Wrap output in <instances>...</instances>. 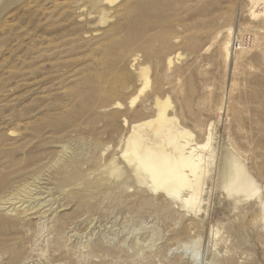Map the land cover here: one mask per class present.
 Wrapping results in <instances>:
<instances>
[{
    "label": "rangeland",
    "instance_id": "1",
    "mask_svg": "<svg viewBox=\"0 0 264 264\" xmlns=\"http://www.w3.org/2000/svg\"><path fill=\"white\" fill-rule=\"evenodd\" d=\"M156 100L198 143L211 126L209 169L226 149L249 197L216 190L193 214L113 187L122 120ZM0 264H264V5L0 0Z\"/></svg>",
    "mask_w": 264,
    "mask_h": 264
},
{
    "label": "bare ground",
    "instance_id": "2",
    "mask_svg": "<svg viewBox=\"0 0 264 264\" xmlns=\"http://www.w3.org/2000/svg\"><path fill=\"white\" fill-rule=\"evenodd\" d=\"M249 1L264 5V0ZM226 32L228 37L224 41L223 51L224 58L229 60L234 55L231 45L235 29ZM171 63L169 59L167 65ZM155 106L156 116L151 121L131 123L122 120L126 134L117 139L109 160L108 173L113 175L114 188L135 181L139 188L136 193H142V188L152 194H162L172 203H179L184 212L193 214H197L205 203L202 196L207 181L210 182L208 197L215 195L216 190L225 191L228 195L244 194L249 197L252 194L256 188L255 181L226 149L219 152L218 164L209 169V161L216 155L215 151H209L213 138L211 126L204 134V141L198 143L193 139V134L181 127L175 118L166 115L167 102L156 100ZM118 107L122 106L116 102L112 108Z\"/></svg>",
    "mask_w": 264,
    "mask_h": 264
},
{
    "label": "built area",
    "instance_id": "3",
    "mask_svg": "<svg viewBox=\"0 0 264 264\" xmlns=\"http://www.w3.org/2000/svg\"><path fill=\"white\" fill-rule=\"evenodd\" d=\"M249 40H250L249 38H243L241 42H235L233 48L236 49V51H239L240 49L238 48L240 47L246 48L249 46L250 43Z\"/></svg>",
    "mask_w": 264,
    "mask_h": 264
},
{
    "label": "water",
    "instance_id": "4",
    "mask_svg": "<svg viewBox=\"0 0 264 264\" xmlns=\"http://www.w3.org/2000/svg\"><path fill=\"white\" fill-rule=\"evenodd\" d=\"M209 186H210V182L207 181V182H206V188H205L204 194H203V196H202V199H203L204 201L207 200ZM213 202H214L215 204H218V202H219L218 197L215 196L214 199H213ZM203 209H204V208H203Z\"/></svg>",
    "mask_w": 264,
    "mask_h": 264
}]
</instances>
